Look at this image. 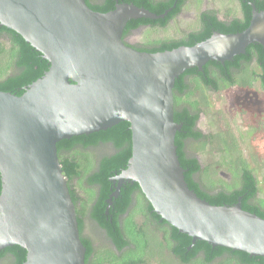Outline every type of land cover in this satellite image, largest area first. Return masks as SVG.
Segmentation results:
<instances>
[{
	"label": "water",
	"instance_id": "obj_1",
	"mask_svg": "<svg viewBox=\"0 0 264 264\" xmlns=\"http://www.w3.org/2000/svg\"><path fill=\"white\" fill-rule=\"evenodd\" d=\"M133 4L105 14L85 0H0V28L48 63L23 93L0 92V252L20 247L23 264H85L77 215L57 144L128 123L131 156L118 181L137 184L153 213L191 239L264 259V220L212 206L188 188L175 146L173 88L186 71L264 49V10L248 27L214 32L192 47L148 53L127 44L130 21L163 20ZM191 245V246H192ZM190 246V247H191Z\"/></svg>",
	"mask_w": 264,
	"mask_h": 264
},
{
	"label": "trees",
	"instance_id": "obj_2",
	"mask_svg": "<svg viewBox=\"0 0 264 264\" xmlns=\"http://www.w3.org/2000/svg\"><path fill=\"white\" fill-rule=\"evenodd\" d=\"M237 1L240 5V17L238 18L233 17L229 21H221L215 11H206L199 15L200 26L198 30L189 32L176 40L155 41L156 44L149 48H134L148 53L165 52L182 46L192 47L208 39L214 32L225 35L242 32L248 27L251 19V4L255 6L256 10L261 11L264 10V0ZM85 2L92 11L102 14L112 11L117 3L133 4L157 16L169 11L163 20L149 21L141 19L130 21L124 30L123 39L129 36L132 31L143 26H149L151 30L166 29L178 17L185 5V0H100L98 2L85 0ZM245 67L247 68L245 69ZM47 70L48 63L40 53L26 44L16 33L0 28V92L19 96L23 93V88L40 79ZM193 82H198L205 92L212 93H223L233 87L252 89L257 83L264 91V49L259 45H250L245 55L236 56L231 62H225L224 65L210 62L203 67L202 72H198L196 69L186 71L176 80L173 88L174 122L182 125L180 132L176 133L175 146L177 147L180 165L185 171L184 178L188 188L198 198L212 206H233L240 201L241 208L244 211L264 220V192L263 196L258 198L256 175L249 165L244 162L237 140L232 135L227 136L225 133L203 135L196 130L200 112H193L186 107L177 108V97L190 91ZM200 111L202 113L205 110ZM185 140L197 144L200 152L215 146V149L222 156L217 166L224 168L231 177L236 178L239 186L233 190H226L220 184L221 181H211L210 175H214L215 171L211 170L212 167L210 166L202 169L197 157L186 153ZM98 145L105 147L109 145L114 153L102 156L92 155L90 150ZM57 155L63 176L67 179L74 207H76L77 202L82 201L83 210L91 208L90 217L104 227L113 238L116 239L117 237L115 218L120 211L132 202V195L138 203L143 204L142 211L144 214L153 212L138 185L127 183L122 189L120 197L115 200V206L110 212L113 215V224H110L104 216L107 205L106 200L111 194L110 178L126 168L131 156V133L128 123H120L103 132L61 141L57 144ZM75 180L79 182L80 187H85L86 196L84 199L75 196L71 188V182ZM90 186L97 187V191H92L93 189ZM91 203L93 205L90 207ZM79 214V211H76L80 239L86 249L85 264H87L92 248L81 237ZM153 215L156 223L161 221L157 215ZM162 223L167 224L164 221ZM164 227L166 226L161 225L160 230H170L169 240L166 237L164 240L167 241L176 258L184 263L200 264L203 259L197 258L196 260V257L201 252L206 255V261H212L216 256H220L225 252L240 255L241 260L246 263L264 264L263 258H250L245 253L233 252L223 248H212L199 241H196L193 248L188 251V248L192 245L191 239L180 234L171 226L166 227L167 229ZM144 229L149 230V227L145 226ZM144 238L142 236L135 238L139 241L141 250L147 244L148 233L146 231ZM155 241L160 243L156 237ZM25 257L26 252L20 247L6 248L0 252V264H23ZM97 263L100 264V261L98 260ZM231 263V260L225 262V264Z\"/></svg>",
	"mask_w": 264,
	"mask_h": 264
},
{
	"label": "rangeland",
	"instance_id": "obj_3",
	"mask_svg": "<svg viewBox=\"0 0 264 264\" xmlns=\"http://www.w3.org/2000/svg\"><path fill=\"white\" fill-rule=\"evenodd\" d=\"M206 11H215L221 21L240 17V5L237 0H185L181 14L166 29L143 28L131 33L127 42L134 47L149 48L156 44L155 41L179 39L198 30L199 15ZM255 86L249 90L243 87L230 88L219 95H213L211 92H205L198 82H193L190 91L177 97L176 106H185L193 112H200L196 130L202 134L232 133L238 142L244 162L256 175L258 198H261L264 192V91L258 83ZM200 110L205 111L201 113ZM187 153L197 157L202 169L212 167L211 170H214L215 174L210 175L211 181H221L220 184L226 190L239 186L236 178L230 176L227 180L216 174L215 167L222 156L215 146L200 152L197 144L191 143ZM221 171L227 173L224 168H221ZM71 187L75 194L86 196L85 187H80L76 180L71 182Z\"/></svg>",
	"mask_w": 264,
	"mask_h": 264
},
{
	"label": "flooded vegetation",
	"instance_id": "obj_4",
	"mask_svg": "<svg viewBox=\"0 0 264 264\" xmlns=\"http://www.w3.org/2000/svg\"><path fill=\"white\" fill-rule=\"evenodd\" d=\"M143 28L150 29L149 26H143L132 31L131 33L137 32ZM129 36L125 38V42L127 44H129L127 42V38ZM246 89L249 90L248 88ZM212 94L219 95L218 92H213ZM183 107L185 106H182L181 108ZM186 108L189 109L188 107ZM203 135L206 136L208 134ZM226 135H232V133L226 132ZM184 143L185 151L187 153L189 144L193 142L190 140H185ZM90 152L92 155L97 156L112 155L114 153L113 149H111L109 145L106 147L98 145L94 149H91ZM215 169L220 177L227 180L231 178L228 173L221 171L219 166H216ZM120 173L115 174L110 178L111 194L106 200L107 205L104 213L105 219L108 220L110 224H113V215L110 212L115 206V200L120 197L122 189L127 183H129L126 181L117 180V177L120 175ZM90 187L93 189L92 191H97V187ZM75 196H78L81 199L85 198L83 195L75 194ZM92 205L93 204L91 203L90 207ZM142 206L143 204L138 203L135 200V197L132 195V202L117 214V217L115 218L117 227L116 240L104 227L100 226L98 222L90 217L91 208H88V210H83L82 201L76 203L75 208L76 211H79V217L81 219V237L86 240L92 248V253L87 260V264H98V260L100 261V264H191L190 262L184 263L177 259L175 254L169 248L167 241L164 240L165 237L169 240L170 230L161 231L160 226L163 225L168 227L169 225L163 224L162 221H158L156 223V220L153 218L154 213L149 212L148 214H144L142 211ZM145 226L149 227V230H145ZM166 227L164 228L167 229ZM145 231L148 233V239L146 240L147 244H145V248L141 250L139 241L135 240V238L140 236L144 238ZM155 237L160 243L155 241ZM193 246L194 244L188 248V251L193 248ZM197 258L203 259V262L200 264H225V262L228 260L232 261L231 264H254L243 262L240 255L225 252H223L220 256H216V258L212 261H206L207 257L202 252L197 255L196 260ZM134 261H136V263H134Z\"/></svg>",
	"mask_w": 264,
	"mask_h": 264
}]
</instances>
